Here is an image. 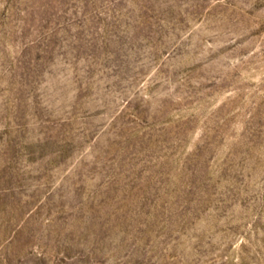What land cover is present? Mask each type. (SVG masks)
Segmentation results:
<instances>
[{"label": "rangeland", "instance_id": "1", "mask_svg": "<svg viewBox=\"0 0 264 264\" xmlns=\"http://www.w3.org/2000/svg\"><path fill=\"white\" fill-rule=\"evenodd\" d=\"M0 264H264V0H0Z\"/></svg>", "mask_w": 264, "mask_h": 264}]
</instances>
